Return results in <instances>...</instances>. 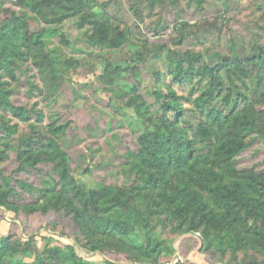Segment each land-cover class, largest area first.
Wrapping results in <instances>:
<instances>
[{"label": "rangeland", "instance_id": "obj_1", "mask_svg": "<svg viewBox=\"0 0 264 264\" xmlns=\"http://www.w3.org/2000/svg\"><path fill=\"white\" fill-rule=\"evenodd\" d=\"M259 51L264 0H0L1 264H264V191L246 179L264 172V82L248 69L236 123L255 140L230 160L171 111L205 92L187 72ZM164 138L191 157L166 166Z\"/></svg>", "mask_w": 264, "mask_h": 264}, {"label": "trees", "instance_id": "obj_2", "mask_svg": "<svg viewBox=\"0 0 264 264\" xmlns=\"http://www.w3.org/2000/svg\"><path fill=\"white\" fill-rule=\"evenodd\" d=\"M263 58L264 52L259 51L257 56H252L250 58L237 59L235 61L223 60L219 68L215 70L205 69L199 72H193V70H191L179 81V84H183L196 78H198V81L206 80L205 92H201L200 95L194 99L193 104H191L192 115L190 117L186 118L185 115L180 114V111L174 107V104L171 107V111L175 118H179L177 122L185 126V133H191L196 143L205 146L207 151L214 149V152L218 156L230 160L239 156L252 145L255 139L249 143H244L238 136L239 126L236 123V116L244 110L246 111L248 108V89L247 83H245L244 80L247 76L248 69L254 68L253 70L257 78L258 86H261L262 82H264V69H261L257 65ZM250 65H254L255 67ZM226 79L231 83H237L241 86V89H238L237 86L234 87V89H230V92L227 94H223V86L227 85L226 82H224ZM59 81L60 75L53 70L51 77L46 81V88L43 94V101L46 102V104L49 99L53 98L54 92L57 91L60 85ZM50 119L52 124L56 126V129L60 131L59 133L64 134L67 130V124H59L58 116H50ZM162 143L165 146V148H163L162 159H166V166H170L174 161L176 163L181 161L182 150L188 152V157H191V143L185 145L182 142L180 144H174V150H171L172 148L170 149L169 139H162ZM246 179L247 186L252 189V191L259 194L264 191V172L262 176H258L254 172H248L246 174ZM186 212L187 211L183 209L178 212V214H186ZM173 216L176 219L180 218L176 213H173ZM108 226L114 228L113 224H108ZM28 244L30 246L31 242ZM9 248L7 240L0 241V264L4 254ZM49 252L50 251H47V254ZM57 255L60 254L58 253ZM65 260H68V258H65ZM72 263L87 264L77 258H73ZM16 264L22 263L16 262Z\"/></svg>", "mask_w": 264, "mask_h": 264}]
</instances>
